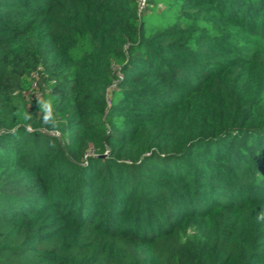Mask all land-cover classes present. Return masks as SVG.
<instances>
[{"label": "trees", "instance_id": "obj_1", "mask_svg": "<svg viewBox=\"0 0 264 264\" xmlns=\"http://www.w3.org/2000/svg\"><path fill=\"white\" fill-rule=\"evenodd\" d=\"M0 264H264V0H0Z\"/></svg>", "mask_w": 264, "mask_h": 264}, {"label": "rangeland", "instance_id": "obj_2", "mask_svg": "<svg viewBox=\"0 0 264 264\" xmlns=\"http://www.w3.org/2000/svg\"><path fill=\"white\" fill-rule=\"evenodd\" d=\"M38 93H39V92H37V90H35V94H37V95H38Z\"/></svg>", "mask_w": 264, "mask_h": 264}]
</instances>
